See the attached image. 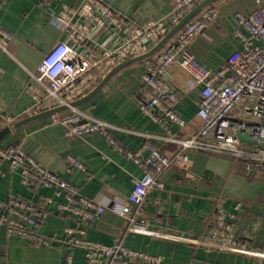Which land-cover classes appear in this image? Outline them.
<instances>
[{"label": "crops", "instance_id": "0c3cea01", "mask_svg": "<svg viewBox=\"0 0 264 264\" xmlns=\"http://www.w3.org/2000/svg\"><path fill=\"white\" fill-rule=\"evenodd\" d=\"M107 1L132 22L140 24L150 18L167 16L176 0ZM81 2L1 0L0 26L14 34L6 50L0 47L4 128L35 114L31 109L35 99L28 91L31 85L34 89L39 86L33 73L53 48L67 38L60 23L62 7L78 6ZM211 3L218 8L219 18L207 25L190 49L199 60L216 67L233 49L242 47L234 35L238 25L236 14L250 13L256 1L213 0ZM72 20L84 21V17L77 14ZM113 31L97 28L89 34L85 45L110 44L116 40ZM143 72L144 60L122 66L91 98L76 107L114 125L116 136L126 148L136 150L145 139H150L173 156L180 148L178 140L187 138L200 124L199 90L182 66L174 65L169 69L167 77L182 94L180 113L187 124L167 127L140 110ZM14 145L23 146L44 166L59 172L85 195L104 204L126 199L135 180L142 175L140 166L113 147L102 133L68 138L64 126L52 122L50 115L16 127L0 141L1 147ZM68 154L80 158L86 169L74 168L68 172ZM188 157L184 167L175 164L162 174L164 189L148 194L142 207L148 230L132 229L123 216L107 211L89 226L87 237L106 244L121 238L127 247L158 258L141 264H264V167L248 169L243 160L200 150H190ZM54 193L53 187L29 188L8 161L1 164L0 200H7L11 195L38 200L42 195L54 196ZM219 213H224L225 221L247 241L246 251L198 244H215L208 235L217 224ZM66 224L73 225L75 220L57 211L40 223L42 233L60 238L52 246L33 244L0 229V264H66L69 258L72 264H88L83 249L70 247L61 240Z\"/></svg>", "mask_w": 264, "mask_h": 264}, {"label": "built area", "instance_id": "2783aa9c", "mask_svg": "<svg viewBox=\"0 0 264 264\" xmlns=\"http://www.w3.org/2000/svg\"><path fill=\"white\" fill-rule=\"evenodd\" d=\"M48 2L51 0H43ZM205 0H176L169 14L163 18H150L144 23H134L112 7L107 0H82L78 6L64 5L60 11V23L67 38L59 42L33 73L39 83L28 88L35 102L33 113L70 104L84 96L118 63L150 50L188 12ZM253 10L238 12V25L234 35L242 47L233 49L225 60L210 67L191 51V43L201 35L208 24L216 22L219 10L212 3L203 7L189 19L157 53L144 59L141 80L142 100L140 110L152 120L185 126L187 120L180 113L182 94L167 77L174 65L182 66L199 90L198 111L200 124L187 138L178 140L180 148L173 156L163 152L150 139H145L136 149L126 148L115 134V126L94 117L91 113L71 106L69 111L50 115L52 122L64 126L68 138L102 133L111 143L142 169L133 190L126 199H115L104 204L85 195L81 189L59 172L44 166L21 145L0 146V166L8 161L17 171L21 182L29 188L53 187L54 196L42 195L38 200L11 195L0 200V229L8 235L21 236L33 244L52 246L57 236H49L39 230V225L50 214H58L75 220L66 224L64 243L84 250L88 264H141L157 261L146 252L127 247L121 238L111 244L87 237L89 226L105 212L113 211L123 216L132 229L148 230L142 207L150 192L164 189L161 176L172 165H185L190 150L228 155L243 160L248 169L264 167V0H255ZM1 3V0H0ZM84 21H73L74 15ZM97 28H111L116 40L110 44H90L86 41ZM14 34L0 26V47L7 49ZM0 99V131L4 128ZM170 130V129H169ZM242 130L255 142L238 135ZM67 171L86 169L85 163L73 154L66 156ZM216 225L208 238L213 245L230 251H246L247 241L241 238L233 225L219 213ZM212 245V246H211ZM66 264H72L71 259Z\"/></svg>", "mask_w": 264, "mask_h": 264}, {"label": "water", "instance_id": "95a60500", "mask_svg": "<svg viewBox=\"0 0 264 264\" xmlns=\"http://www.w3.org/2000/svg\"><path fill=\"white\" fill-rule=\"evenodd\" d=\"M213 0H205L202 3L198 4L195 8H193L190 12H188L177 24H175L150 50H148L147 52H144L140 55L128 58L120 63H118L117 65H115L99 82L98 84L86 95L72 101L70 104H64V105H59L56 107H53L51 109H47L35 114H32L30 116H27L21 120H18L16 122H13L11 124H9L8 126H6L5 128H3L0 131V141L3 139V137L9 133L11 130L15 129L18 126L24 125L29 121L47 116V115H51L53 113L59 112V111H63L65 109H68L71 106H77L80 103L88 100L89 98H91L103 85L104 83L118 70L120 69L122 66L129 64L131 62H135V61H140V60H144L152 55H154L155 53H157L168 41L169 39L189 20L191 19L195 14H197L203 7H205L206 5L210 4ZM238 135L243 138L244 140L247 141H251V142H255V140L251 137V135L249 133L244 134L242 132V130L238 131Z\"/></svg>", "mask_w": 264, "mask_h": 264}]
</instances>
